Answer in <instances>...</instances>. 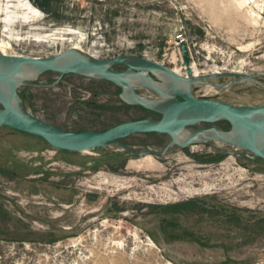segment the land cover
Masks as SVG:
<instances>
[{
    "label": "rangeland",
    "instance_id": "obj_1",
    "mask_svg": "<svg viewBox=\"0 0 264 264\" xmlns=\"http://www.w3.org/2000/svg\"><path fill=\"white\" fill-rule=\"evenodd\" d=\"M179 41L194 75L264 74V0H0V54L137 55L185 76ZM258 82L199 86L194 96L260 106ZM30 83L20 89L25 109L65 131L160 118L107 81L47 73ZM170 142L124 140L159 153ZM230 149L72 153L0 128V264H264V161Z\"/></svg>",
    "mask_w": 264,
    "mask_h": 264
},
{
    "label": "water",
    "instance_id": "obj_2",
    "mask_svg": "<svg viewBox=\"0 0 264 264\" xmlns=\"http://www.w3.org/2000/svg\"><path fill=\"white\" fill-rule=\"evenodd\" d=\"M178 49L185 76L137 55L103 60L77 49L45 58L0 54V128L38 137L56 150L72 153L116 147L144 157L165 155L173 147L209 145L213 148L217 144L233 149L228 150L231 154L241 151L250 154L252 159L264 161V104L235 106L194 96L199 86L213 85L222 89L242 81L259 84L264 74L194 75L186 45L181 43ZM118 67L123 69L118 70ZM47 73L110 82L121 90L125 103L156 113L160 118L131 120L105 131H65L35 117L23 105L20 89L33 85L30 83L33 78ZM220 79L233 82L227 86L214 84ZM140 91H147L151 96ZM219 122H225L228 129L204 127ZM138 134L166 135L171 142L162 153L153 149L137 151L124 140Z\"/></svg>",
    "mask_w": 264,
    "mask_h": 264
},
{
    "label": "built area",
    "instance_id": "obj_3",
    "mask_svg": "<svg viewBox=\"0 0 264 264\" xmlns=\"http://www.w3.org/2000/svg\"><path fill=\"white\" fill-rule=\"evenodd\" d=\"M182 42L181 41H179L178 43H177V47H179V45L181 44Z\"/></svg>",
    "mask_w": 264,
    "mask_h": 264
},
{
    "label": "bare ground",
    "instance_id": "obj_4",
    "mask_svg": "<svg viewBox=\"0 0 264 264\" xmlns=\"http://www.w3.org/2000/svg\"><path fill=\"white\" fill-rule=\"evenodd\" d=\"M253 1V0H252ZM74 49H77V48H74ZM77 50H80V49H77ZM193 71V70H192ZM194 74V73H193Z\"/></svg>",
    "mask_w": 264,
    "mask_h": 264
},
{
    "label": "trees",
    "instance_id": "obj_5",
    "mask_svg": "<svg viewBox=\"0 0 264 264\" xmlns=\"http://www.w3.org/2000/svg\"><path fill=\"white\" fill-rule=\"evenodd\" d=\"M150 113H153V112H150Z\"/></svg>",
    "mask_w": 264,
    "mask_h": 264
}]
</instances>
